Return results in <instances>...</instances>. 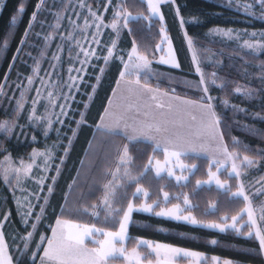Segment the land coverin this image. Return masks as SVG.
<instances>
[{"label":"snow or ice","instance_id":"6c2138e0","mask_svg":"<svg viewBox=\"0 0 264 264\" xmlns=\"http://www.w3.org/2000/svg\"><path fill=\"white\" fill-rule=\"evenodd\" d=\"M95 2L96 8L88 0H78L75 4L68 0L64 11L54 14L56 22L49 25L53 31L42 37L44 47L40 57H45L57 35L60 43L49 60L50 70L43 76L40 74V59L32 57L29 52L27 55L34 61L32 73L25 79L18 75L19 82L10 84V72H6L0 82V107L4 108L7 117L0 120V181L12 193L15 214L24 226L23 232L14 230L9 236L4 228L12 212L2 213L0 264H180L182 260L187 264H237L232 259L217 255L209 257L204 252L132 235L133 227L157 234L170 233L162 225H153L151 218L183 222L216 230L218 234L232 233L235 237L253 238L258 242V248L243 251L264 257V203L258 206L253 203L255 196H264V175L252 184L245 183L249 170L264 166V147L253 148L235 136L229 139L233 125L261 139H264V129L232 120L226 115L227 111H232L233 116L248 114L247 108L230 103L229 95L239 94L247 98L259 95L264 99V86L254 89L237 84L230 89V82L219 77L217 71H205L203 65L206 63L214 64L215 69L222 67V62L213 61L211 49L200 45L198 39L188 33L186 25H201L204 21L199 16L186 19L182 12L184 5L179 0H133L132 7L138 9L136 12L130 10L128 0ZM226 2L250 18L258 16L264 21V0ZM4 5L5 0H0V7ZM101 5L103 11H100ZM44 7L45 0H37L12 56L13 62L8 65L9 70L15 67V61L28 43ZM165 7L173 13L183 32L187 52L191 55L190 72L194 69L199 77L194 83L172 75L175 70L182 71V65L169 34ZM68 8H72L70 15ZM109 10L110 19L106 15ZM25 11V0H15L9 13L10 26L0 35V54H6L16 39V25ZM66 15L69 27L61 31ZM73 15L75 19H72ZM109 29L111 32L106 42L103 36ZM125 34L131 38L130 47H121ZM35 35L40 37L41 34ZM205 35L236 42L239 50L254 59L264 54V30L249 32L214 26ZM153 37H158L154 44L151 42ZM142 40L147 42L142 43ZM65 48L68 52L66 78L62 55ZM245 63L259 69L258 79L264 85V60L258 64L247 60ZM113 65L117 66L118 74L111 94L102 105V111H98V119L89 123L90 106ZM160 65L168 66L169 70L158 71ZM89 69L95 73V83H89ZM37 80L39 86L35 83ZM164 81L168 83L167 88L160 86ZM176 84L185 89L194 87L197 97L177 94ZM213 86L225 96L212 95ZM82 88L84 92H81ZM77 95L87 99L77 101ZM4 100L8 101L7 106L3 105ZM73 103L83 107L74 110ZM77 113L79 118H76ZM252 118L264 121V115L260 113H254ZM21 119L25 122L21 123ZM66 120L71 135L62 131ZM72 123L74 127H71ZM29 125L32 128L30 143H39L35 134L37 130L47 141L50 130L55 129L57 140L51 144L45 142L42 148L33 147L27 157L14 158L6 142L13 137L17 142H22L21 138L28 140ZM83 128L92 130L84 152V157L90 159L87 164L85 158L81 159L57 210L51 198L74 140ZM136 145L151 149L142 166L137 164V155L132 151ZM143 151L142 148L136 149L141 155ZM102 158H111V165L103 167L100 172L103 183H98L95 177L89 182L87 178L96 161ZM200 161H206L203 174L207 178H197L191 189L185 191L192 183V177L201 172ZM222 176L226 178L222 179ZM145 180L149 182L148 186L143 183ZM232 180L236 182L235 190L230 183ZM152 182L158 184L155 191ZM29 183L31 189L25 186ZM213 186L217 198L209 200L201 209L195 198L202 188L211 189ZM172 188L179 191L168 190ZM252 188L255 192H250ZM97 191L102 194L88 203L89 197ZM221 196L227 205L242 200L243 207L231 216L225 212L215 219H205L220 212ZM134 214H146L149 220L137 221ZM177 235L185 237L190 234L180 232ZM208 243L220 245L218 239H211ZM231 247L236 248L235 245Z\"/></svg>","mask_w":264,"mask_h":264},{"label":"trees","instance_id":"16d2710c","mask_svg":"<svg viewBox=\"0 0 264 264\" xmlns=\"http://www.w3.org/2000/svg\"><path fill=\"white\" fill-rule=\"evenodd\" d=\"M37 0H25L26 11L22 14L21 20L17 22L16 25V39L10 44L9 50L6 54H0V82L4 80V74L10 72L9 83L14 82L18 77V72L27 73L28 67L24 62L21 61V58L15 61V67L9 70V63H12V56L15 53L16 47L19 45L20 36L23 34V29L27 25V19L31 12L34 10V6ZM133 0H128V5L130 10L136 12L138 9L132 7ZM15 0H5V5L0 7V35H2L7 27L10 26L9 13L10 9L13 7ZM179 3L184 5L182 10L183 15L186 19L190 16H199L204 23L201 25H186V29L190 35L195 36L200 45H203L205 48L211 49L214 53L213 61H221L222 67H216L214 69V64L206 63L203 65L207 73H211L213 70L217 71L219 77L227 79L230 82V89L235 88L237 84L245 87H251L254 89L260 88L262 85L261 81L258 79L259 69L252 67L251 64H246L245 61H252L253 63H259L260 60H264V54L259 55L257 58H253L250 55H247L245 51L239 50L237 47H234L228 43L222 42L218 39H213L211 36H206L208 29L214 26H220L224 28H250V29H264V21H261L257 18H250L247 14H244L238 11L235 8L229 7L220 0H179ZM224 6L221 7L220 5ZM165 12L167 24L170 29V36L173 39V46L178 50V59L182 65V71L175 70L172 72V75L180 78L186 79L191 82H195L199 77L193 72H190L189 65L190 60L185 47V43L180 34V28L177 21L173 18V13L169 8L165 7L163 9ZM41 15V13H40ZM38 16V18L40 17ZM38 26V19L35 23V26L32 30V35L29 36L28 40L34 35V31ZM158 27V25H157ZM130 39L125 34L121 46L130 47ZM158 37L151 38V42L154 44L155 40ZM142 43L147 41L142 40ZM27 45V44H26ZM23 46V49L25 46ZM23 52V51H22ZM20 53V56L22 55ZM231 57V58H230ZM156 67V65H154ZM158 71L167 72L168 66L160 65L157 68ZM245 72L248 75H245ZM118 74L117 66L113 65L111 71L107 73L105 78L102 81V84L97 90V94L94 98V102L90 106L89 112V123H93L95 119H98V111H102V105L106 104L107 96L111 93V87L115 83V76ZM94 78L91 76L90 82H93ZM89 82V83H90ZM219 82V81H218ZM155 83V81H153ZM161 88H167L168 83L164 81L161 83ZM176 87V92L179 95L188 96L190 98H196L198 93H196L195 88L185 89L181 84L174 85ZM85 91V89H84ZM90 91V89H87ZM212 95L218 97H224L225 93L219 90L216 86L212 88ZM80 100H85L86 96L78 95ZM228 99L230 103L237 104L240 107L248 109V114L242 115L237 114L233 116L232 111H227L226 115L232 120H239L241 123H246L254 126L258 129H264V121L260 119H253L252 116L254 113H260L264 115V99H261L259 95L255 98H247L239 94L229 95ZM4 103V101H3ZM75 108H82V104H74ZM5 112L4 108L0 107V120L4 117ZM78 117V113L76 115ZM67 124L69 121L66 120ZM74 123L71 124V127H74ZM67 135L71 132L69 128H64ZM231 136L237 137L243 143L251 145L253 148L264 147V139H261L257 136H253L244 129L236 127L233 125L229 130V139ZM92 137V130L90 128H83L77 139L74 140V146L71 150L70 155L65 161L63 166V174L59 177L58 184L56 186V192L51 198L53 204L59 207L60 203H63V192L67 190V184L71 181V178L76 175L77 169L80 167V161L84 157L85 149L88 147V140ZM118 142H121L119 138H116ZM66 141V140H65ZM7 147L12 155L18 156L22 153L28 152L37 144H32L29 140H24L23 142H17L15 137L7 141ZM137 148L144 149L143 154H138L136 152ZM133 154L137 155V164L141 165L146 161L148 153L151 151L150 147L145 148L144 145H136L132 149ZM250 155H255V153H249ZM90 158H85L86 164ZM191 163L192 161H187ZM202 165L201 172H198L195 176L192 177V183L189 184L188 190L191 189L192 185L195 183V179L204 178L206 175L203 174V168L206 166V161H200ZM111 165V158L105 160L100 159L96 161V166L93 168L91 175L88 176V181L91 182L92 178L98 181V183H103V178L100 174L101 169L105 166ZM264 167V166H263ZM87 171V167L84 169ZM146 186L149 182L147 180L143 181ZM134 187V185H133ZM151 187L153 191L158 187L157 182H152ZM86 190V186H85ZM171 191H178L177 188L168 189ZM131 191V189L129 190ZM101 192L97 191L95 195L89 197L88 203L96 200L100 196ZM75 195V194H74ZM218 193L214 187L211 189L205 187L202 188L199 192V195L195 198L196 202L200 204L201 209L207 204L211 199L217 198ZM222 203L220 212L216 213V216L205 217V219H215L218 216L224 214L225 212L228 215L234 214L243 206V201L234 202L233 204L227 205L223 203L224 197H220ZM138 202V201H137ZM11 210L12 215L10 216L4 231L6 234L11 236L9 233L16 231L23 232L24 226L19 223V217L15 214L16 206L13 202L12 196L6 186L3 185L0 181V217L3 212ZM54 220V217L52 218ZM134 219L137 221H146L149 220V217L146 214H134ZM150 222L153 225H162L170 230L169 234H157L151 230H139L135 227L132 228L131 232L133 236H142L147 239L159 240L163 243H170L178 247H185L195 251L204 252L207 256L217 255L221 258L232 259L237 262V264H264V257L257 256L255 254H247L244 249L248 248H258V242L253 238H241L235 237L234 234H218L216 230L202 229L196 226L186 225L183 222L175 221H166L161 218H151ZM10 230V231H9ZM184 232L189 233V236L181 237L177 233ZM196 237L192 239L191 237ZM211 239H218L220 241L219 246H212L208 243ZM10 242V241H9ZM132 243L129 242V245ZM235 245L236 248L231 246ZM239 249V250H236ZM15 255V253H13Z\"/></svg>","mask_w":264,"mask_h":264},{"label":"rangeland","instance_id":"374dc122","mask_svg":"<svg viewBox=\"0 0 264 264\" xmlns=\"http://www.w3.org/2000/svg\"><path fill=\"white\" fill-rule=\"evenodd\" d=\"M221 2H223L224 4L228 5L226 0H220ZM78 0H72V3L75 4L77 3ZM89 3L92 4V6L94 8L97 7V4L95 2V0H88ZM68 3V0H45V7L44 9L41 11V15L40 17L38 18V26L36 27V30L34 31V35L31 37L30 40H28V43L27 45L25 46V48L23 49V52H22V55L19 56V59L21 58V61L25 63V65L28 67V72L27 73H22V72H18V75L20 77V79H25L28 75H30L32 73V66L34 64V61L32 58H30L27 53L31 52L32 54V57H37L40 59V63H41V76L44 75V73L48 70H50V63H49V60L52 56V54L57 50V45L60 43V39H59V36L57 35L54 42H52L50 45H49V51H47L45 57L41 58L40 57V51L43 49L44 47V41L42 39L43 35H46L48 34L49 32H52L53 29L51 27H49V25L51 24H54L56 22L55 20V13L57 12H63L64 11V5ZM232 8H235L237 9L238 11L244 13L243 11H241L239 8H236V7H232ZM77 11H79V9H77ZM100 11H103V7L102 5L100 6ZM67 13L70 15L72 13V8H68L67 9ZM246 14V13H244ZM108 16V18L110 19L111 18V10H109V12L106 14ZM76 17L73 15L72 16V19H75ZM257 19L258 16L256 17ZM80 22L82 23L83 22V17H81L80 19ZM62 24H63V28H61V31H63L65 28H68L69 27V24H68V18H67V15L65 16L64 20L62 21ZM235 29H238V30H247L249 32H252V31H260V30H264V29H250V28H235ZM110 32L111 30H106L105 33H104V36H103V39L104 41H108L109 40V35H110ZM36 33H40V37H37L35 34ZM180 34L183 38V32L180 30ZM213 39H218L222 42H225V43H228L234 47H237V44L236 42H229L227 41L226 39H222L220 37H212ZM248 37H245V39H247ZM184 41V39H183ZM185 43V42H184ZM123 47V46H121ZM185 47L187 49V45L185 43ZM188 53V52H187ZM63 66H64V76L65 78L67 77V72H66V69L68 67V52H67V49L65 48V51L63 52ZM188 56H189V60L191 61V55L190 53H188ZM101 63H103L101 61ZM99 69L97 68L96 69V72H98ZM193 72H194V69H193ZM94 75L95 73L92 72L91 69H89V77H93L94 78ZM14 82H19L18 81V77L17 79L14 81ZM26 82V80H25ZM90 82V81H89ZM12 83V81H11ZM10 83V84H11ZM38 86L40 84V81L37 80L35 82ZM90 83H95V79L93 80V82H90ZM91 91V89H90ZM81 92H84V89L82 88L81 89ZM9 96L12 95L11 92L8 93ZM17 95H19V93H17ZM32 95L34 96L35 95V89L32 90ZM87 99V97H86ZM76 100L77 101H81L80 98L78 97V95L76 96ZM76 103H73L72 104V108L75 110V105ZM4 106H7L8 105V101L7 100H4V103H3ZM41 111H43V109L41 108ZM26 115L27 113H25V118H26ZM71 115V114H70ZM7 118L6 115H4V117L1 119H5ZM21 123H24L25 120L24 119H21L20 121ZM57 127H59V125H57ZM64 128H69V124H67V122H65V125L62 129L63 133H66L65 129ZM28 133H29V137H28V140L30 141V137H31V134H32V128L31 126L29 125L28 127ZM37 135V138H38V141L39 143H37V145L35 147H38V148H42L45 144V142H47L48 144H51L53 141L57 140V135H56V132H55V129H52L50 130L49 132V137L47 139V141H45L44 137L42 136L41 132L39 130L36 131L35 133ZM67 134V133H66ZM68 135H71V133ZM21 141L23 142L24 139L21 138ZM66 143V141H64ZM6 147H7V143H6ZM8 148V147H7ZM9 150V149H8ZM32 150V149H31ZM29 150L28 152H25V153H22L18 156H14L12 155L14 158H18L20 156H25L27 157V154L31 151ZM10 152V151H9ZM57 163L59 162L58 160L56 161ZM53 174H54V169H53ZM261 175H264V167L263 166H260L259 167V170H256V169H252V170H249V175L247 176L246 180H245V183L246 184H252L256 179H258ZM207 177L205 176L204 178H200V179H206ZM222 179H225L226 176H222L221 177ZM196 180V179H195ZM230 183L233 185V190H235V180H232L230 181ZM26 187H28L29 189H31L32 185L31 183L25 185ZM214 187V186H213ZM258 187V186H257ZM7 188V187H6ZM215 188V187H214ZM185 191H189L187 188L184 189ZM9 191V190H8ZM179 191V190H178ZM10 192V191H9ZM250 192H255V188H252L250 189ZM11 196H12V193L10 192ZM102 194V193H101ZM100 194V195H101ZM17 195H19V193H17ZM13 199V198H12ZM14 202V201H13ZM253 203L254 205H260L261 203H264V196H255L253 198ZM15 204V203H14ZM243 207V206H242ZM38 210V209H37ZM235 214V213H234ZM233 215V214H232ZM231 216V215H230ZM0 219H3V216L0 217ZM246 219V217H245ZM10 231V230H9ZM13 232H10L9 234L11 235ZM163 243V242H162ZM131 245H129V247H131ZM195 251V250H194ZM211 257V256H209ZM180 264H187L186 261H181Z\"/></svg>","mask_w":264,"mask_h":264},{"label":"crops","instance_id":"0c3cea01","mask_svg":"<svg viewBox=\"0 0 264 264\" xmlns=\"http://www.w3.org/2000/svg\"><path fill=\"white\" fill-rule=\"evenodd\" d=\"M114 86V85H113ZM111 94V93H110ZM183 96V95H182Z\"/></svg>","mask_w":264,"mask_h":264}]
</instances>
